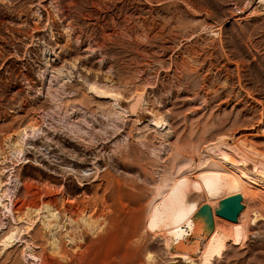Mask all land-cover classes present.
<instances>
[{"label":"rangeland","instance_id":"1","mask_svg":"<svg viewBox=\"0 0 264 264\" xmlns=\"http://www.w3.org/2000/svg\"><path fill=\"white\" fill-rule=\"evenodd\" d=\"M263 120L264 0H0V181L20 229L0 264H188L148 229L158 184L222 135L264 150ZM33 123L18 162L10 141ZM257 222L213 264H264Z\"/></svg>","mask_w":264,"mask_h":264},{"label":"bare ground","instance_id":"2","mask_svg":"<svg viewBox=\"0 0 264 264\" xmlns=\"http://www.w3.org/2000/svg\"><path fill=\"white\" fill-rule=\"evenodd\" d=\"M89 86L99 94L107 95L113 92L107 89L98 90L95 85ZM143 99L140 94L136 100L143 101ZM115 106L119 107L120 105L118 106L115 102ZM118 109L121 114L126 113L121 107ZM152 122L154 127H163L167 124L166 119L156 113L153 114ZM36 130L38 129L34 123L27 125L15 135L13 141H10L13 154L17 156L18 162L25 159L26 138L29 139L30 134L33 135ZM261 132L264 136V120ZM219 137L215 142L205 146L203 154L201 153L203 155L201 161L199 160L200 162L190 170L183 172L184 175L170 183L163 179L157 186L155 199L151 204L148 229L158 232L162 236L160 237L164 241L165 248L173 259H183L188 264H213L227 251L229 242L235 246L243 244L250 233L251 222L256 224L258 220H264L262 210L251 212L248 211V208L240 213L237 222L220 219L216 216L215 210L221 200L237 194L243 196L244 201L259 197L264 209V198H260L262 195L259 196L256 190L251 189L255 188L264 192V150L245 135L242 137L230 135ZM250 163L253 165L252 168ZM1 164L2 162H0ZM7 185V182L0 181V209L4 214H9L12 217L14 225L1 239L0 246L3 250L12 247L18 240L20 232L17 226L19 220L17 221L14 217V193L6 187ZM210 191L213 194L210 195ZM218 198L220 199L218 200ZM204 205H208L212 209L214 221L212 230H207L199 214ZM45 208L49 215L46 220H43V224L46 228L52 227L57 230L58 225L52 224V220L57 219V213L48 206ZM189 208L191 211H187ZM181 211H186L187 214L177 219ZM252 213H254L253 216ZM82 220L88 228H95L91 219L82 218ZM3 224L0 227H3ZM52 244L54 249L59 251L58 239L54 236ZM27 255L32 264H40L39 257L32 253V250Z\"/></svg>","mask_w":264,"mask_h":264},{"label":"water","instance_id":"3","mask_svg":"<svg viewBox=\"0 0 264 264\" xmlns=\"http://www.w3.org/2000/svg\"><path fill=\"white\" fill-rule=\"evenodd\" d=\"M241 202L242 196L240 194L221 200L219 206L215 210L216 215L231 222H237L240 213L244 209ZM199 214L202 217L207 230H212L214 224L212 209L208 205H204L201 207Z\"/></svg>","mask_w":264,"mask_h":264},{"label":"snow or ice","instance_id":"4","mask_svg":"<svg viewBox=\"0 0 264 264\" xmlns=\"http://www.w3.org/2000/svg\"><path fill=\"white\" fill-rule=\"evenodd\" d=\"M181 183H183V182H181ZM209 194L211 195V194H213V193L210 191ZM187 211H191V208H189ZM186 214H187L186 211H181V212L178 214L177 219L182 218V217H183L184 215H186Z\"/></svg>","mask_w":264,"mask_h":264}]
</instances>
